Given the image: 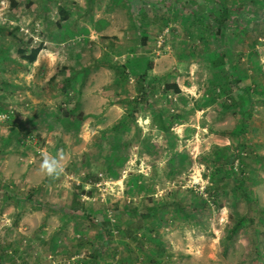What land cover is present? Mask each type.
Segmentation results:
<instances>
[{"label": "rangeland", "instance_id": "rangeland-1", "mask_svg": "<svg viewBox=\"0 0 264 264\" xmlns=\"http://www.w3.org/2000/svg\"><path fill=\"white\" fill-rule=\"evenodd\" d=\"M16 1L0 0V264H264V0ZM60 150L50 182L41 154ZM89 217L111 221L108 247Z\"/></svg>", "mask_w": 264, "mask_h": 264}, {"label": "trees", "instance_id": "trees-1", "mask_svg": "<svg viewBox=\"0 0 264 264\" xmlns=\"http://www.w3.org/2000/svg\"><path fill=\"white\" fill-rule=\"evenodd\" d=\"M10 1V5H11V7H13V8H17L19 5H18V3H17V1L16 0H9ZM178 1V0H177ZM180 1H182V0H179V2ZM141 2H142V0H141ZM157 4H153V6H156ZM238 8H240V6H238ZM224 15H226V16H228L229 15V12H226L225 11V13H223V16ZM221 19H224V20H226L227 18L226 17H224V18H222V17H220ZM220 22H222V21H220ZM225 22V21H224ZM142 41H143V43L144 44H146V43H148V38L147 37H144V36H142ZM43 49V47L42 46H38L37 48H33V49H31V51H30V54H29V56H28V61L31 63V64H33L36 60H37V58H38V55H39V53H40V51ZM22 56V55H21ZM212 65H213V68H218V67H220V66H226V67H228V65H229V60H228V57L225 55V54H221V55H219V57L216 59V61H214L213 63H212ZM151 69H153V62H148V65H147V67H146V69L144 70V72L143 73H141L140 75H138L139 76V79L140 80H143V82H145V80L148 78V71L149 70H151ZM232 78V81H231V83L233 82V77H231ZM226 81H227V79H225ZM142 90H145V88L144 87H142ZM174 92L175 94H180L182 91H181V89H180V86L177 84V83H167V84H165L164 85V93H169V92ZM233 97H231V99H232ZM228 100H230V99H228V98H226V100L225 99H223V101H222V106H224L225 107V111H228L229 110V108H231L233 105L231 104L232 103V101L230 102V101H228ZM232 100H234V99H232ZM140 101L141 102H143V103H141V105L139 106V108H141L142 106H144V107H146V108H150V109H154V107L155 106H157L156 105V103H155V101H153V102H151L150 100H148L147 98H141L140 99ZM169 101H173L172 99L171 100H169ZM253 101V100H252ZM155 105V106H154ZM251 110H252V102H251V107H250V113H251ZM224 112V111H223ZM243 114V113H242ZM129 116L130 117H132L133 116V114L132 113H130L129 114ZM173 117H174V115L173 114H171V112L169 111V109L167 108V105H164V107L162 108V109H159L158 111H157V113H156V115H155V117H154V119L157 121V122H159V124H161V129L162 130H167V127H166V120L167 119H173ZM241 120H242V127H243V123H244V121H245V118H244V114H243V116H242V118H241ZM246 125H247V123H246ZM242 130V129H241ZM241 136V133L240 132H238V135H237V137H240ZM241 138V137H240ZM239 146H236V147H233V149L235 150L234 151V153H232L231 154V156L229 157V159L227 158V161H226V163L228 164V165H230V167L232 166V164H234V161H235V159L236 158H238V154H239ZM231 170H232V168H231ZM231 173H232V171H231ZM85 193V192H84ZM86 194H91L90 192H88V193H86ZM218 194H214V195H210L211 196V198H212V200L214 201V202H216L217 201V196ZM75 202L76 201H74V204H75ZM152 202V201H151ZM110 207L111 208H115V206H114V204L113 205H110ZM222 207V204L221 205H218L217 206V208H221ZM72 210L74 211L72 214L73 215H76V214H81L80 212V210H78V209H73L72 208ZM77 210V211H76ZM132 212H133V215H132ZM128 213V214H127ZM127 215L128 216H131V219H133V224H134V222H136V220H138V219H147V218H149V216L152 214V212H151V214H149L148 215V212L146 213V212H142V213H139V211H137V209H133V211H132V209H130V210H128L127 211ZM131 214V215H130ZM124 214H123V217H119V222H123L124 221ZM89 220L93 223V224H95V225H98V227H100V230H99V238L103 241V244L104 245H106V247H108L107 245L109 244V242H111L114 238H113V235H112V232L110 231V223H111V221L109 220V219H107V220H105L104 222H99V221H96L94 218H92V217H89ZM123 225V227H122V225H118V231H116V232H118L119 234H121L123 237H127V238H132V239H137L136 237H133L134 236V232H133V228H134V225ZM114 233H115V231H114ZM144 249V248H143ZM256 255V254H255ZM257 255H261L260 254V252H257ZM160 262H161V260H159V259H155V258H152L151 259V264H160Z\"/></svg>", "mask_w": 264, "mask_h": 264}, {"label": "clouds", "instance_id": "clouds-1", "mask_svg": "<svg viewBox=\"0 0 264 264\" xmlns=\"http://www.w3.org/2000/svg\"><path fill=\"white\" fill-rule=\"evenodd\" d=\"M67 157L63 150L51 154L42 152L40 171L50 181L56 182L65 174V161Z\"/></svg>", "mask_w": 264, "mask_h": 264}, {"label": "crops", "instance_id": "crops-1", "mask_svg": "<svg viewBox=\"0 0 264 264\" xmlns=\"http://www.w3.org/2000/svg\"><path fill=\"white\" fill-rule=\"evenodd\" d=\"M43 51H46V50L42 49V50L40 51V53L43 52ZM18 52H19L20 55H22L21 58H22L23 61H25V63H30V62L28 61V59H27L28 56H29V54H30V51H28V50L26 49V50H24V51H23V50H18ZM40 53H39V54H40ZM38 56H39V55H38ZM30 64H31V63H30Z\"/></svg>", "mask_w": 264, "mask_h": 264}]
</instances>
